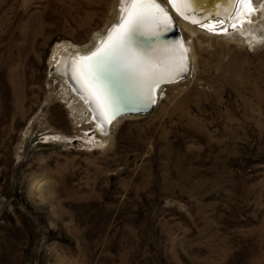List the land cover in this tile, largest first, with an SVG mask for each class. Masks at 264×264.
Returning a JSON list of instances; mask_svg holds the SVG:
<instances>
[{
  "label": "rangeland",
  "instance_id": "rangeland-1",
  "mask_svg": "<svg viewBox=\"0 0 264 264\" xmlns=\"http://www.w3.org/2000/svg\"><path fill=\"white\" fill-rule=\"evenodd\" d=\"M124 8L0 0V264H264V20L179 29L185 78L100 131L54 52L89 51Z\"/></svg>",
  "mask_w": 264,
  "mask_h": 264
},
{
  "label": "bare ground",
  "instance_id": "bare-ground-1",
  "mask_svg": "<svg viewBox=\"0 0 264 264\" xmlns=\"http://www.w3.org/2000/svg\"><path fill=\"white\" fill-rule=\"evenodd\" d=\"M208 1L210 0H197V3L195 4V8L199 10V8H201V6L203 7V4L206 5ZM124 2H125V8H124L125 13L123 14V16L119 19V21L116 24L111 26V28H109L106 32L101 31L100 33H98V35H95L93 37L92 42L90 44L91 49L89 51H85V52L78 51L75 53L68 52L65 51L66 48L62 45V46H58L54 52V59L58 60L57 70L61 73L63 79H65V83L72 89V91L77 95V97L80 96L85 101L87 106L83 102L82 104L88 107L86 109L89 111L92 120L95 122L94 124H96V126L100 129V131L106 130L108 127H107V123L104 122V120H102L98 115L97 106L93 103V97L90 95V91H94V89H92L91 85L84 84L83 78L80 77L79 73H77L76 78L73 79L72 64L76 58H80L78 57L79 55L82 56L88 55L89 53H93L98 48L103 46L107 37L113 33L114 28H116L119 24L122 23L124 17L127 14V9L129 7V4L127 0H124ZM228 2L229 0H222L221 3L224 4L222 6H226ZM259 2L260 0H250V3L246 7H244V15L246 13V10L249 9L251 11L253 8L254 9L252 10V12L255 10V12L257 13L256 15H254L255 17L254 19H250L247 22V24H243V26L241 27V26H237V24H239L240 21L236 20V17L238 13H240L242 7L240 0H236L235 4H232L231 9L229 10V14H227L225 17H210L205 21H200V23L191 22L192 20H196L192 18L196 16L197 10L195 11V13H189L191 15V18L189 17L188 19H185L184 16L179 14L177 10L173 7V5L169 3V0H165V1L157 0V3H159L161 7H163L164 11L171 18L170 23L175 24L181 30L183 29L184 31L189 33L190 36L192 37L197 36L200 33L202 34L213 33L220 37L221 36L230 37V40L231 39L240 40V38L233 34H229L230 32L227 31L229 27H233V28L235 27L236 28L235 31L252 30V31H256V33L258 34L254 24L258 22L260 28V24H261L260 22L264 20V13L261 12L260 7H258ZM230 11H231V15H230ZM149 27L151 28V30L159 32V35L136 36L134 38V43H133L134 50L140 53L145 59L150 60L153 64H157L158 62L165 59H171V58L178 59L181 51L180 44L170 40L166 41L160 39V34L164 32L166 28L162 25H154V24H150ZM182 33L183 32H181V37H182L181 39L183 44L182 46H184V50H186L185 59L188 61L187 71H189L191 58L193 57L194 54L192 52V50L194 49L193 47L194 45L189 41H188L189 43H186L184 41L185 39L183 38ZM237 34H239V32H237ZM152 37H155V39L153 38L154 39L153 43L150 41ZM259 37L264 38L262 37V35H260ZM188 51H191L193 54L192 53L188 54ZM160 82H165V83H159L156 85L154 89L151 90V94L153 96L157 95V100L159 96L158 91L160 90L161 87L177 83L178 81L169 82L168 80H161ZM103 86L110 95L111 106L113 111H115V109L118 108L119 106L121 107L123 105L121 101L124 100L125 98L129 99L134 105L137 106H145L146 104L151 103L148 100L147 96L145 95V90L141 82L137 78L133 77L131 74H127V73L110 74L104 78Z\"/></svg>",
  "mask_w": 264,
  "mask_h": 264
},
{
  "label": "snow or ice",
  "instance_id": "snow-or-ice-1",
  "mask_svg": "<svg viewBox=\"0 0 264 264\" xmlns=\"http://www.w3.org/2000/svg\"><path fill=\"white\" fill-rule=\"evenodd\" d=\"M127 2L129 7L126 16L122 23L113 29V33L107 37L103 46L91 55L76 58L72 64L73 79L79 73L84 84L92 86L94 91H90V95L93 97V103L97 106L98 115L106 123H111L115 114L110 95L103 86L106 76L115 73L131 74L141 82L148 100L154 103L150 90L165 77L174 80L175 74L184 71L186 50L182 45L178 59H165L157 64H153L134 50L133 43L136 36L159 35V32L151 30L149 25H162L167 28L170 26L171 18L157 0H127ZM235 2L236 0H230L231 4ZM169 3L185 19L189 18V13H195L197 10L195 8L197 0H169ZM240 3L242 7L236 17L237 21L243 18L244 7L250 3V0H240ZM191 22L200 23L199 20Z\"/></svg>",
  "mask_w": 264,
  "mask_h": 264
},
{
  "label": "water",
  "instance_id": "water-1",
  "mask_svg": "<svg viewBox=\"0 0 264 264\" xmlns=\"http://www.w3.org/2000/svg\"><path fill=\"white\" fill-rule=\"evenodd\" d=\"M221 1L222 0H210L207 2L206 5L203 4V7L201 6V8L197 10L196 16H194L192 19H196L199 21H205L210 17H225L227 14H229V10L231 9L232 4L230 3V0H229L226 6H222L224 4L221 3ZM231 11H230V15H231ZM188 15L191 18V15L190 14ZM153 38L155 39V37H152V39H150L152 43L154 40ZM181 38L182 37H181V32L179 28L173 23H170V26L167 27L166 30L160 34V39H163L166 41L170 40L175 43H179L180 45H183ZM183 49H184V46H183ZM91 54L92 53H89L88 55H91ZM88 55H85V56H88ZM78 57H84V56L79 55ZM187 70H188V61L185 59L183 72H179L178 74H176L174 80H171L169 78H165L163 80H168L169 82L180 81L185 78L187 74ZM159 83H165V82H159ZM151 90H150V94H151ZM151 99L154 101V103L151 102V103L146 104L145 106H137V105H134L129 99L125 98L124 100L121 101L123 105L115 109L114 111L115 114L111 120V123H107V127L110 128V126L113 123H115L117 120H119L120 118L143 116V115H147L151 113L154 106L156 105L157 95L153 96L151 94Z\"/></svg>",
  "mask_w": 264,
  "mask_h": 264
}]
</instances>
